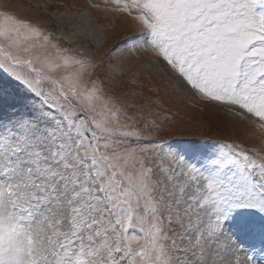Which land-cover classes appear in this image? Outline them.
I'll return each mask as SVG.
<instances>
[{"label": "snow or ice", "instance_id": "1", "mask_svg": "<svg viewBox=\"0 0 264 264\" xmlns=\"http://www.w3.org/2000/svg\"><path fill=\"white\" fill-rule=\"evenodd\" d=\"M93 11L135 25L107 74L74 44ZM56 18L81 24L0 10V264H264V0H87ZM125 52L261 145L166 147L173 115L108 86Z\"/></svg>", "mask_w": 264, "mask_h": 264}, {"label": "rangeland", "instance_id": "2", "mask_svg": "<svg viewBox=\"0 0 264 264\" xmlns=\"http://www.w3.org/2000/svg\"><path fill=\"white\" fill-rule=\"evenodd\" d=\"M87 0H0V10L16 13L21 18L31 19L49 29L63 28L74 31V25L81 24L79 19L66 18L59 24L56 13L70 10L72 6L83 5ZM92 27L99 29L92 32L88 24H82V34L75 37L74 44H83L93 58L100 63L103 74L108 66L117 63V53L108 55L130 30L135 29L133 22L103 12L92 14ZM98 39L102 40L98 43ZM71 46V45H66ZM107 58L105 59L104 57ZM146 54L123 55L120 67L113 72L109 88L117 96H123L128 103L150 107L153 112L173 115V121L165 125L159 133L166 147L187 149L195 144L205 143L202 138L216 140H243L246 144L261 145L257 135L250 137V128L240 125L225 111H213L212 105L191 97L186 91L177 89L175 78L161 70L160 66L145 64ZM0 78H7L0 72ZM257 249L260 247L256 242ZM257 252V257H259Z\"/></svg>", "mask_w": 264, "mask_h": 264}]
</instances>
